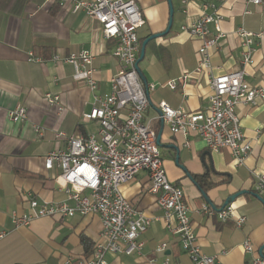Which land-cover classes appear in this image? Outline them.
Returning <instances> with one entry per match:
<instances>
[{"label": "crops", "instance_id": "1", "mask_svg": "<svg viewBox=\"0 0 264 264\" xmlns=\"http://www.w3.org/2000/svg\"><path fill=\"white\" fill-rule=\"evenodd\" d=\"M135 1L144 18L137 30L139 50L147 36L161 34L146 43L142 59L147 56V60L138 66L145 82L155 83L148 93L150 104L143 121L157 133L160 119L155 105L159 101L189 111L207 107V76L195 72L199 40L181 29L200 15L202 2L216 4L224 33L209 51L211 73L243 67L234 34L242 26L263 33L254 44V62L244 66V71L250 84H264V6L247 0H170V15L168 0ZM209 28L213 34L214 25ZM115 45L114 39L103 36L96 20L82 10L71 12L57 0H0V232H5L0 238V264H78L91 252L99 231L97 214L41 216L14 227L12 212L29 211L25 199L28 192L39 201L66 198L63 188L53 181L60 169L56 165L44 169L43 158L54 149H66V140L55 136L58 131L66 135L96 132L98 124L82 114L90 110L94 94L110 92V78L120 70L113 54ZM80 50L92 55L96 79L93 90L74 78L72 65L63 61L70 52ZM54 55L59 61L53 59ZM186 73L188 80L182 84L181 76ZM171 79L177 82L175 89L163 85ZM47 93L60 97L62 111L48 103ZM18 105L26 108L27 117L12 121L7 112ZM235 110L241 129L251 141V151L240 163L228 148L213 152L198 135L173 134L164 123L158 144L167 177L183 190L196 243L204 254L215 255L220 264H247L264 243V203L254 188L255 174L264 172V98L256 99L255 104L239 103ZM149 186L144 170L120 186L135 208L154 217L139 236L141 252L106 253V262L194 264L178 236L161 219L162 211ZM239 191L227 203L235 218L245 217L239 226L234 218L221 221L200 209L203 203L221 208L227 197ZM247 239L253 245L251 252L242 247ZM160 242L166 243L162 252L156 251Z\"/></svg>", "mask_w": 264, "mask_h": 264}, {"label": "built area", "instance_id": "2", "mask_svg": "<svg viewBox=\"0 0 264 264\" xmlns=\"http://www.w3.org/2000/svg\"><path fill=\"white\" fill-rule=\"evenodd\" d=\"M247 1L264 6V0ZM57 2L60 6H68L71 12L84 11L100 24L105 38L116 41L113 54L120 63V70L110 78V92L94 94L90 110L82 114L83 118L98 124L96 132L66 135L58 131L55 136L66 140V149H54L43 158L44 169H52L54 165L60 169L53 181L63 188L66 198L57 202L39 201L31 193H26L29 211L12 212L14 227L26 225L33 218L41 216L97 214L98 237L91 252L81 257L78 264H108L106 253H140L143 244L139 236L154 217L135 208L124 197L120 186L144 170L150 180L149 191L155 195L156 203L162 211L161 219L178 236L194 264H220L215 255L204 254L196 243L189 207L183 200V190L167 177L156 140L157 132L143 121L144 111L150 104L148 93L155 88V83H143L136 70L139 54L137 30L144 24L138 4L135 0ZM220 20L216 4L205 1L201 3L200 15L181 26L183 31L199 40L195 72L207 76L210 86L207 107L189 111L184 107L172 108L164 101H159L155 106L158 118L168 126L170 132L184 136L196 134L213 152L228 148L233 159L240 163L250 153L251 141L241 129L235 109L239 103L255 104L256 99L264 98V84H250L245 79L244 71V66L253 64L254 44L256 39L262 38L263 33L237 27L234 34L239 40L243 67L212 74L209 51L224 36L219 27ZM211 24L215 28L213 34L210 33ZM53 59L59 61V56L54 55ZM63 61L72 65L74 78L84 82L91 90L95 89L96 79L90 51L70 52ZM181 79L183 84L188 80V74H183ZM163 85L175 89L177 82L171 79ZM45 98L58 111L63 110L58 95L47 93ZM7 114L12 121L22 120L27 117V110L18 105L8 110ZM254 188L262 195L264 203V172L255 174ZM200 209L221 221L234 218L238 226L245 220L244 216L235 218L229 204L214 208L203 203ZM4 234L1 231L0 238ZM242 247L246 252L253 251L249 239L243 242ZM165 248L166 243L160 242L156 251L162 252ZM164 263L167 264L166 261ZM247 264H264V243L259 246L258 254Z\"/></svg>", "mask_w": 264, "mask_h": 264}, {"label": "water", "instance_id": "3", "mask_svg": "<svg viewBox=\"0 0 264 264\" xmlns=\"http://www.w3.org/2000/svg\"><path fill=\"white\" fill-rule=\"evenodd\" d=\"M168 2H169L170 15H171L172 14V5L170 3V0H168ZM170 23H171V18L169 20L168 27H169ZM166 31L167 30H165V32ZM160 35H161L160 33L151 34V35L147 36L145 39H143V41L141 42V46H140V50H139V55H138V58L136 60V70H137V72H138V74H139V76H140V78H141V80H142L143 83H146V82H145V79H144V77H143V75H142V73H141V71H140V69L138 67V62L142 59V57L144 55V47H145L146 43L149 40H153V39L159 37ZM162 126H163V121L160 120V130H159V132L157 133V136H156V140H157V143L158 144H159V138H160V132H161ZM241 192L242 191L236 192V193L230 195L229 197H227L225 199V201H224V205H226L230 200H232L237 194H239Z\"/></svg>", "mask_w": 264, "mask_h": 264}, {"label": "rangeland", "instance_id": "4", "mask_svg": "<svg viewBox=\"0 0 264 264\" xmlns=\"http://www.w3.org/2000/svg\"><path fill=\"white\" fill-rule=\"evenodd\" d=\"M147 60V56H145L141 61H139V63H138V66L139 67H142L143 65H144V62ZM161 149V148H160ZM161 151V150H160ZM52 176H54V175H52ZM51 176V177H52Z\"/></svg>", "mask_w": 264, "mask_h": 264}, {"label": "trees", "instance_id": "5", "mask_svg": "<svg viewBox=\"0 0 264 264\" xmlns=\"http://www.w3.org/2000/svg\"><path fill=\"white\" fill-rule=\"evenodd\" d=\"M139 55V54H138Z\"/></svg>", "mask_w": 264, "mask_h": 264}]
</instances>
